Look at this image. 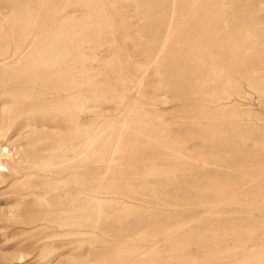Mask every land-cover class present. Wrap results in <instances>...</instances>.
<instances>
[{
	"label": "rangeland",
	"instance_id": "374dc122",
	"mask_svg": "<svg viewBox=\"0 0 264 264\" xmlns=\"http://www.w3.org/2000/svg\"><path fill=\"white\" fill-rule=\"evenodd\" d=\"M65 1L0 0L35 42L0 70L1 143L47 168L0 159V264H264V0ZM197 32L217 80L183 61Z\"/></svg>",
	"mask_w": 264,
	"mask_h": 264
},
{
	"label": "bare ground",
	"instance_id": "6f19581e",
	"mask_svg": "<svg viewBox=\"0 0 264 264\" xmlns=\"http://www.w3.org/2000/svg\"><path fill=\"white\" fill-rule=\"evenodd\" d=\"M69 1L70 0H66L65 1V4L64 5H62L61 4V6L59 7L60 9H62V11H64L66 8H67V6L69 5V4H71V3H69ZM85 1V0H84ZM88 2V0H86L84 3H87ZM100 4V3H99ZM99 4L98 3H96L95 4V6H99ZM1 7V6H0ZM59 8H57V9H59ZM56 9V10H57ZM59 9V10H60ZM2 11V9L0 8V13H2L1 12ZM58 12H60V11H58ZM212 19V18H211ZM210 19V23L212 22V20ZM3 28V26H2V24H1V20H0V29H2ZM84 28V27H83ZM4 29V28H3ZM84 30V29H83ZM9 31V30H8ZM203 31V30H202ZM203 35H204V32H197V34H196V38H197V36L198 37H200L199 39H198V41L194 44V46L192 47V46H190V45H188L187 47H185V46H181V51H182V53H187V54H191V56L193 55V59L191 58L190 60L189 59H183V61L184 62H188L187 64H189L190 63V66H195L196 67V73H197V75H199L200 76V78L199 79H202V82L203 83H206L207 82V80L210 78V76H212V75H214L215 74V76H216V78L214 79V80H217L219 77L218 76H220V73L222 72V70L223 69H219L216 65L217 64H215V62L213 61V60H211L210 62H209V64L212 66V68L210 69V73L212 74V75H210V74H208V75H205L204 74V72H203V68L207 65L206 64V61L204 60V58H203V56H199L202 52H204L205 51V49L203 48V46L201 45V43L203 42V43H206L208 40V38H203ZM211 35L213 36L214 35V32H213V34L211 33ZM210 35V36H211ZM8 36H10V38L8 37ZM225 37H224V39H219V37H218V33H216L215 34V36H214V39H215V43L216 44H220V45H225L226 43H229L230 42V40L232 39V35L231 34H229V33H226L225 35H224ZM11 37H14V36H12V27H10V31H9V35H7V36H4V35H2L1 33H0V70H5V69H7L8 67H12V66H16L17 64H19V63H21V62H26V61H28V57L31 55V53L34 51V45H35V42H34V40H31L30 38H25V39H23V40H20V41H17L14 45L11 43ZM210 38V37H209ZM37 39V38H36ZM57 39V38H56ZM47 40V39H46ZM43 41H44V39H43ZM205 41V42H204ZM50 42V41H49ZM41 45H42V47L41 48H44L43 46H44V44H43V42L42 41H40L39 42ZM48 44V43H47ZM52 44H53V41H52ZM49 45V44H48ZM197 45V46H196ZM52 47V46H51ZM99 47V46H98ZM97 47V49H99ZM190 47H192L191 49H189ZM226 47H228V46H226ZM40 48V49H41ZM48 48V47H47ZM92 48H94V47H92ZM36 49V48H35ZM62 49H63V46H62ZM80 50H82V52L81 53H83V60L81 61V67H82V70L84 71V73H85V71L86 72H89L90 71V69L92 70L94 67H95V65H94V61H96V59H99V55L97 56V54L96 53H94L93 52V54L92 55H89L88 54V52L86 51V47H83L82 45H81V47H80ZM43 51V50H42ZM44 51H45V49H44ZM94 51H95V48H94ZM150 51H152V50H150ZM237 50L236 49H231L230 51H229V53H231V52H234V54H235V52H236ZM37 52V51H36ZM35 52V53H36ZM96 52V51H95ZM101 52V51H100ZM58 53V52H57ZM62 53V52H61ZM103 53V52H102ZM40 54V53H39ZM53 55V54H52ZM61 55V54H60ZM233 55V54H232ZM45 57V56H44ZM58 57H60L59 55H58ZM69 57V56H68ZM30 58V57H29ZM57 58V56L55 57V59ZM66 57H64V59H65ZM72 58V57H71ZM58 59V58H57ZM82 59V58H81ZM30 60V59H29ZM36 60V59H35ZM233 59H229L226 63H227V65H229L230 63H231V61H232ZM38 61L39 60H37L36 62L38 63ZM44 61V60H43ZM42 61V62H43ZM51 61V60H50ZM54 61V60H53ZM31 62V61H30ZM45 62V61H44ZM43 62V63H44ZM49 62V61H48ZM47 62V63H48ZM56 62V61H55ZM57 62H59V60L57 61ZM57 62H56V64H57ZM35 63V62H34ZM33 63V64H34ZM42 63V64H43ZM52 63V62H51ZM50 63V64H51ZM24 64V63H23ZM31 64H32V62H31ZM39 64V63H38ZM41 64V65H42ZM53 64V63H52ZM185 64V63H184ZM29 65V63H27V66ZM35 65H36V63H35ZM34 65V66H35ZM41 65H40V67H41ZM49 65V64H48ZM24 66V65H23ZM22 66V67H23ZM26 66V67H27ZM32 67V68H35V67ZM52 66V65H51ZM54 66V65H53ZM56 66V65H55ZM54 66V67H55ZM37 67V66H36ZM43 67V68H42ZM42 70L44 69V67H46V64H45V66H43L42 65ZM79 67H80V64H79ZM49 68H51V67H49ZM56 68V67H55ZM59 68V67H58ZM58 68L56 69V70H58ZM22 69V68H21ZM23 69H26V68H23ZM22 69V70H23ZM47 69V68H46ZM53 69V68H52ZM68 69H69V67H68ZM30 70V69H29ZM29 70H27L28 72H29ZM45 70V69H44ZM50 70V69H49ZM59 70H60V68H59ZM67 70V69H66ZM81 70V69H80ZM24 71V70H23ZM26 71V72H27ZM41 71V70H40ZM51 71V70H50ZM53 71V70H52ZM61 71H63L62 69H61ZM73 71V70H72ZM76 71V70H75ZM82 71V72H83ZM33 72V71H32ZM45 72V71H44ZM82 72H79V74L80 73H82ZM39 73V72H38ZM48 73V72H47ZM46 73V74H47ZM69 73H71V72H69ZM76 73V72H75ZM30 74H32V73H30ZM35 74H37V72L35 73ZM78 74V73H77ZM89 74V73H88ZM219 74V75H218ZM52 75H54V74H52ZM56 75H57V73H56ZM60 75V74H59ZM85 74H83V76H84ZM218 75V76H217ZM58 76V75H57ZM63 76V75H62ZM68 76H69V74H68ZM67 76V77H68ZM75 76H77L76 74H75ZM74 76V77H75ZM79 76V75H78ZM77 76V77H78ZM81 76H82V74H81ZM38 77V76H37ZM53 77V76H52ZM55 77V76H54ZM53 77V78H54ZM65 77V76H64ZM73 77V76H72ZM71 77V78H72ZM57 78H59V77H56V79ZM61 78V77H60ZM86 78V77H85ZM95 78V77H94ZM79 79V78H78ZM77 79V80H78ZM87 79L89 80V79H93V76L91 75V74H89L88 75V77H87ZM50 80H52V78L50 79ZM75 80V79H74ZM55 81V80H54ZM62 81V83H64L63 82V80H61ZM80 81H81V78H80ZM83 81L85 82V79H83ZM87 81V80H86ZM92 81H94V80H92ZM52 82H53V80H52ZM69 82V81H68ZM67 82V83H68ZM74 82V81H73ZM89 82H87V84H88ZM73 84V83H72ZM75 84H77L76 82H74V85ZM80 84V83H79ZM86 84V83H85ZM84 84V85H85ZM61 85V84H60ZM65 85V84H64ZM63 85V86H64ZM70 85V84H69ZM59 86V85H58ZM72 86V85H71ZM81 86H82V84H81ZM61 87V86H60ZM74 87V86H73ZM76 87H78V86H76ZM65 88V87H64ZM56 89H58V88H56ZM61 90V89H60ZM66 90V89H65ZM62 91V90H61ZM64 92V91H63ZM62 95V94H61ZM70 97L71 98H75V95H70ZM56 100V99H55ZM4 122H2L1 124H3ZM17 126V125H16ZM20 127H22V126H20ZM19 127V128H20ZM14 131H15V129H14ZM21 132V131H20ZM19 132V133H20ZM78 133H81V132H78ZM2 134H0V136H1ZM82 136V135H81ZM2 137V136H1ZM0 137V159H3V161H6L7 162V164H9V170H11L12 172H16V173H22V172H24V175L23 176H25V178H26V176L27 177H32L33 175H35L36 173L31 169V168H33V167H36V165L37 164H32V163H30L29 161H28V158L27 157H23L22 159V163H23V166H20L19 165V162L18 161H15V158H14V154L12 153V151H11V149L10 148H7L6 146H3L2 145V141L4 140L3 138H1ZM74 137V136H73ZM96 138L97 137H91L90 136V138H88V139H86L85 141H83V142H81L78 146L77 145H73L72 147L73 148H75V150L76 149H78V148H80V147H83L84 148V150H82V151H80L79 150V152L77 153V151L76 152H73L72 153V156H74V157H77V156H81L82 154H84V152L85 151H87V150H90V151H93V152H95L96 151V149H97V141H96ZM6 139H8V138H6ZM2 142V143H1ZM81 149V148H80ZM117 149H118V151L120 152V150L122 149V145H119L118 147H117ZM89 151V152H90ZM88 152V151H87ZM57 154V153H56ZM87 154H90V153H87ZM86 155V154H85ZM84 156V155H83ZM87 156V155H86ZM63 157V156H62ZM51 158H56V156H52ZM60 159V158H59ZM77 159V158H76ZM75 159V160H76ZM16 162V163H15ZM21 162V161H20ZM36 162V161H35ZM34 162V163H35ZM42 162H44L43 163V165H42V167L40 166H38L39 167V170L41 169V171H47V168H46V162H45V158H44V160L42 161ZM72 162V161H71ZM38 163V162H37ZM67 164V163H66ZM66 164H64V165H66ZM0 165H1V163H0ZM1 168V167H0ZM45 173V172H44ZM44 175V174H43ZM48 178H45V179H43V181L42 182H40V183H37V185L38 186H41V185H44V184H46L47 182H48V180H47ZM29 181V180H28ZM28 186H26V188H27ZM25 188V189H26ZM39 189V188H38ZM43 189V188H42ZM222 189V188H221ZM44 190H46V189H44ZM40 191V190H39ZM100 202V201H99ZM77 226V225H76ZM74 233H80V232H78V231H74ZM47 262V261H46ZM46 264H49V263H46Z\"/></svg>",
	"mask_w": 264,
	"mask_h": 264
}]
</instances>
